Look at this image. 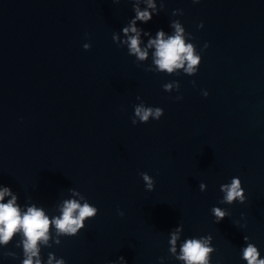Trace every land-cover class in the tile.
<instances>
[{
    "label": "water",
    "instance_id": "1",
    "mask_svg": "<svg viewBox=\"0 0 264 264\" xmlns=\"http://www.w3.org/2000/svg\"><path fill=\"white\" fill-rule=\"evenodd\" d=\"M177 24L192 72L150 44ZM0 192L49 219L35 254L23 228L0 240V264H188L189 240L197 264L264 260V0H0ZM66 201L96 209L75 233Z\"/></svg>",
    "mask_w": 264,
    "mask_h": 264
},
{
    "label": "clouds",
    "instance_id": "2",
    "mask_svg": "<svg viewBox=\"0 0 264 264\" xmlns=\"http://www.w3.org/2000/svg\"><path fill=\"white\" fill-rule=\"evenodd\" d=\"M150 7H153L151 3ZM152 18L151 13L147 10L140 12L137 11L136 17L133 20L132 26L130 28H124V32L127 33L129 30L133 33L137 31L135 27V20H150ZM176 35L170 37L167 40L163 39L164 32H157V39L150 41V44H155L156 46V56L158 59L156 63L159 65L160 69H166L168 72H172L174 68L182 67L184 61H187L188 67L186 71L192 72L195 69L194 65L199 62V57L193 55L192 45H185L184 40L181 36L183 31L180 26H176ZM130 39V49L135 52L143 59L147 53L142 52L139 47L138 36H132ZM87 47V45L85 46ZM161 109H156L155 116L159 117L161 115ZM136 115L140 117L142 121H147L150 115H153L152 109H136ZM144 179L147 181L149 177L145 175ZM151 187V183H149ZM203 187V185L201 186ZM227 191V196L225 199L231 202L236 197H242V190L240 189L239 179L234 178L230 186H222ZM7 191V189L5 190ZM4 193L0 192V199L3 198ZM15 198H13L14 200ZM77 215H73L77 212ZM215 215L223 219L224 213L216 208L213 210ZM96 212V209L90 207L88 204L80 206L75 201H66L65 208L63 210L62 218L55 221L56 227L61 232L75 233L78 227H82V221L87 216H92ZM0 240L7 242L14 231L18 227L23 228L24 235L27 237L25 242V250L35 254L36 242L40 238H46V232L49 228V219L43 215V212L34 208H30L28 213L20 217L18 209L13 206V202L10 201L7 204H0ZM172 243H175V236H173ZM209 249L202 247L201 242L197 240L187 241L182 248V259L188 261V264H197V262H202L206 258V253ZM257 251L252 246L249 245L244 252L245 259L248 260V264H264V260L257 261ZM24 264H32L29 258L24 262ZM37 264L39 262L37 261Z\"/></svg>",
    "mask_w": 264,
    "mask_h": 264
}]
</instances>
